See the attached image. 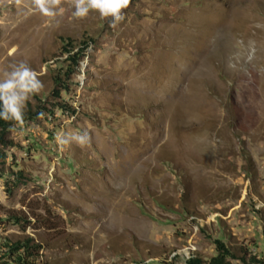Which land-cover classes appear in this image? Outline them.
Instances as JSON below:
<instances>
[{"label":"rangeland","instance_id":"374dc122","mask_svg":"<svg viewBox=\"0 0 264 264\" xmlns=\"http://www.w3.org/2000/svg\"><path fill=\"white\" fill-rule=\"evenodd\" d=\"M70 4L0 0V78L42 84L0 126V264L24 240L28 264L264 255V0H130L115 28Z\"/></svg>","mask_w":264,"mask_h":264},{"label":"clouds","instance_id":"9594fccd","mask_svg":"<svg viewBox=\"0 0 264 264\" xmlns=\"http://www.w3.org/2000/svg\"><path fill=\"white\" fill-rule=\"evenodd\" d=\"M32 3L33 8L29 11H38L46 17H55L64 11L63 7L59 6L60 0H32ZM129 3L130 0H71L70 7L74 9L73 17L84 18L90 11H94L101 20H108L110 28H115L123 20V10ZM226 66L232 69L235 64L229 59ZM41 88L42 84L37 74L25 62L20 61L11 65L10 71L0 78V120L23 124L25 105ZM88 140V133L84 131L70 137L64 136L59 142L61 145L75 142L84 146Z\"/></svg>","mask_w":264,"mask_h":264},{"label":"trees","instance_id":"16d2710c","mask_svg":"<svg viewBox=\"0 0 264 264\" xmlns=\"http://www.w3.org/2000/svg\"><path fill=\"white\" fill-rule=\"evenodd\" d=\"M73 49L74 46L68 45V48H65L64 52L71 54L73 52ZM78 57L79 54L74 53L71 58L73 61H76ZM0 123V126L2 128H7L10 125L8 121L0 120ZM37 246L38 245H36V247L34 245L31 246L30 240L18 241L15 244H12L11 246L7 245V254L8 257H11V259H6V262L3 261V264L16 262H23V264H28V260L36 256L34 249L37 248ZM217 251L219 252V254L217 256L212 257L210 261H206L196 255L195 258H193L189 262V264H233L229 258H232V260H240V262H242L243 264H264L263 253L260 252L254 255L250 252V249L247 247H241L239 249V251H241V254H235L233 252V249L224 246L223 244H220L217 248ZM13 258H15L16 260ZM161 264L166 263L162 262Z\"/></svg>","mask_w":264,"mask_h":264},{"label":"built area","instance_id":"2783aa9c","mask_svg":"<svg viewBox=\"0 0 264 264\" xmlns=\"http://www.w3.org/2000/svg\"><path fill=\"white\" fill-rule=\"evenodd\" d=\"M196 250H197L196 247H194L193 245H189L188 247L181 248L175 251L169 257L164 259L163 262H165L166 264H189V262L193 258H195ZM250 252L255 255L258 253V249L257 248L250 249Z\"/></svg>","mask_w":264,"mask_h":264}]
</instances>
